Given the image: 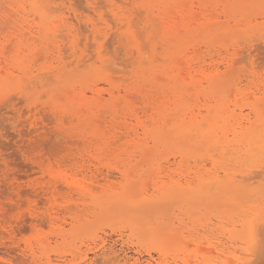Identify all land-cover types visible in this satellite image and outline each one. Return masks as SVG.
Returning a JSON list of instances; mask_svg holds the SVG:
<instances>
[{
  "label": "rangeland",
  "instance_id": "1",
  "mask_svg": "<svg viewBox=\"0 0 264 264\" xmlns=\"http://www.w3.org/2000/svg\"><path fill=\"white\" fill-rule=\"evenodd\" d=\"M262 165L264 0H0V264H264Z\"/></svg>",
  "mask_w": 264,
  "mask_h": 264
},
{
  "label": "bare ground",
  "instance_id": "2",
  "mask_svg": "<svg viewBox=\"0 0 264 264\" xmlns=\"http://www.w3.org/2000/svg\"><path fill=\"white\" fill-rule=\"evenodd\" d=\"M210 14V13H209ZM215 14V13H214ZM213 16V15H212ZM213 18V17H212ZM188 20V19H187ZM227 20V19H226ZM180 33V32H179ZM167 39V38H166ZM241 52V51H240ZM4 66V65H3ZM21 67V66H20ZM202 68V67H201ZM184 70V69H183ZM2 71V70H1ZM200 73V72H199ZM2 74V73H1ZM234 91V90H233ZM85 93V92H84ZM128 112V111H127ZM77 113V112H76ZM156 113V112H155ZM64 118V117H63ZM231 121V120H230ZM65 123V122H64ZM102 125V124H101ZM254 129H256V128H254ZM117 133V132H116ZM262 136V135H261ZM123 138V137H122ZM221 138V137H220ZM98 140V139H97ZM120 140V139H119ZM122 140V139H121ZM100 141V140H99ZM117 141V140H116ZM74 142V141H73ZM77 142V141H76ZM249 142V141H248ZM97 143V142H96ZM118 143V142H117ZM241 143V142H240ZM80 144V143H79ZM242 144H244V143H242ZM72 145H74V144H72ZM114 145V144H113ZM230 145V144H229ZM220 148V147H219ZM226 148V147H225ZM233 148V147H232ZM231 149V148H230ZM97 150V149H96ZM217 151V150H216ZM230 151V150H229ZM241 151V150H240ZM225 152H226V149H225ZM227 152H228V150H227ZM229 153V152H228ZM219 155H220V153H219ZM215 156V155H214ZM226 157V156H225ZM103 160V159H102ZM233 160V159H232ZM183 161H185V160H183ZM253 162V161H252ZM184 163V162H183ZM262 166H264V165H262ZM191 167V166H190ZM203 167V166H202ZM263 169V168H262ZM253 172V171H252ZM258 172V171H257ZM193 173V172H192ZM228 174V173H227ZM245 176V175H244ZM247 176V175H246ZM250 175L248 174V177H249ZM252 176H254V175H252ZM260 176H262V174L260 175ZM255 177V176H254ZM243 178V177H242ZM252 178V177H251ZM247 179V178H246ZM250 179V178H249ZM244 180V179H243ZM242 180V182H244ZM214 184V183H213ZM212 185V184H211ZM264 192V191H263ZM40 194V193H39ZM258 194V193H257ZM247 195V194H246ZM251 196V195H250ZM244 199V198H243ZM257 199V198H256ZM261 203V202H260ZM35 207V206H34ZM30 213V212H29ZM28 219V218H27ZM26 219V220H27ZM29 220V219H28ZM44 221V220H43ZM39 223V222H38ZM17 235V234H16ZM185 242V241H184ZM199 250V249H198ZM105 254V253H104ZM103 257V256H102ZM105 258L103 259V263H104V261L105 262H108V260L106 259V256H104ZM108 257V256H107ZM192 258V257H191ZM86 261V260H85ZM117 261V260H116ZM115 261V262H116ZM121 262V261H120ZM85 263V262H84Z\"/></svg>",
  "mask_w": 264,
  "mask_h": 264
}]
</instances>
